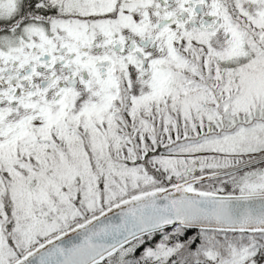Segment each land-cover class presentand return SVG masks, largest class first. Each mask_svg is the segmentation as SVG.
Returning a JSON list of instances; mask_svg holds the SVG:
<instances>
[{
    "label": "snow or ice",
    "instance_id": "snow-or-ice-1",
    "mask_svg": "<svg viewBox=\"0 0 264 264\" xmlns=\"http://www.w3.org/2000/svg\"><path fill=\"white\" fill-rule=\"evenodd\" d=\"M0 264H264V0H0Z\"/></svg>",
    "mask_w": 264,
    "mask_h": 264
}]
</instances>
